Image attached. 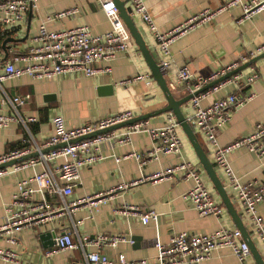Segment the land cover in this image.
Instances as JSON below:
<instances>
[{"label": "crops", "instance_id": "1", "mask_svg": "<svg viewBox=\"0 0 264 264\" xmlns=\"http://www.w3.org/2000/svg\"><path fill=\"white\" fill-rule=\"evenodd\" d=\"M123 1H129L128 5L131 6L130 0ZM232 1L234 0H145L148 12L162 32L174 29L205 10L216 12L210 21L182 36L172 45V68L166 75L168 83L174 82L175 71L186 65L195 74L194 84H196L229 66L239 63L241 67L264 54L262 50L264 49V10L249 20L241 21L244 15L243 4L251 0H240V4L228 6ZM75 8L78 10L77 14L66 18H54L47 23L48 28L51 31H63L87 26L94 35H102L112 29L97 0H37L24 22L11 35L13 36L11 38L21 41L18 44L8 45L6 49L8 59L15 54L25 52L32 45V38L36 36L39 26L47 17H54L60 12ZM134 19L158 61L159 55L154 36L139 16L135 15ZM260 49L262 51H259ZM6 51L4 48L0 50V74L3 69L1 60L5 58ZM17 64L21 65V63ZM105 65L112 68V73L98 74L91 78L81 73H69L53 79H32L25 76L4 83L1 99L6 96L5 94L9 97L20 95L29 99L18 109V114L12 109L9 101L0 100V114L16 118L9 126L0 128V155L15 151V146L27 142L33 150L32 154L37 153V146L45 144L52 136V120L57 115L65 119L68 127H78L126 111L132 112L134 119H137L166 106V100L154 82L136 44L129 53L121 52L116 59ZM102 66L103 64H99L98 67ZM252 70L257 72L260 78L253 85L246 87L243 93L253 94V97L236 109L229 124L221 129L218 136L221 146H227L237 139L250 136L258 123H264V58L240 73L249 75ZM139 74L150 75L152 86L149 87L141 81L129 84L127 87L121 85V82ZM110 86H112L111 90ZM235 91L234 85H227L210 94L203 100L202 105L206 107ZM174 93L177 98L188 95L184 89ZM182 109L187 118L193 114L190 102ZM31 119L33 121H30ZM166 119L167 114H163L147 121L149 127L154 128L164 125ZM128 127L113 132H120ZM180 135L183 142L180 154H158L154 158L147 157L154 147V140L147 132L134 133L127 143H103L101 153L104 158L81 170L80 181L69 201L90 198L120 186L129 187L111 193L108 200L95 210L82 205L56 222L24 229L18 234L16 245H11L5 238L1 239L0 249L10 252L13 257L0 259V264H83L85 260L81 250H67L53 256L47 255L52 249L46 245L51 242V238L43 240L42 237L50 233L59 234L67 228L73 231L76 242H92L99 235H120L128 240L115 248L102 246L99 249L90 244L87 248L88 252L100 250L110 258L124 255L130 261L150 262L157 260L158 251L155 246L157 240L169 244L171 238L180 232L197 235L214 233L220 227L237 229L225 207L220 217H201L194 206L183 199L193 186L192 180H185L178 175L155 181L146 180L153 174L165 172L168 168L187 161L201 168L205 183L222 204L182 130ZM197 136L207 151L204 139ZM133 153L143 154L144 162L129 157ZM118 158L120 161H117ZM229 159L242 182H264V159L245 148L234 151ZM12 167L5 168L9 173L0 176V225L6 208L12 203L17 182L43 170V166L37 165L12 173ZM218 174L224 182L223 175L219 171ZM133 182L137 184L131 185ZM229 193L233 197V192ZM49 200L52 203L59 202L58 198H49ZM233 202L241 215L239 205ZM129 207L137 208L138 213L154 211L158 219L143 224L139 214L129 211ZM258 212L264 216V204L258 206ZM241 217L264 259L263 243L250 231L247 220L242 215ZM133 238L140 240L134 242ZM201 264H240V262L231 248H219L214 250L210 259ZM248 264H256L252 255Z\"/></svg>", "mask_w": 264, "mask_h": 264}, {"label": "built area", "instance_id": "2", "mask_svg": "<svg viewBox=\"0 0 264 264\" xmlns=\"http://www.w3.org/2000/svg\"><path fill=\"white\" fill-rule=\"evenodd\" d=\"M36 1L0 0V37L5 38V40L13 37L11 35L24 22ZM130 1L133 17L139 16L154 36L159 55L158 63L165 70L166 75L168 70L172 68V45L182 36L210 21L216 14V12L205 10L174 29L162 32L148 12L145 0ZM97 2L111 23L112 29L109 32L94 35L87 26L63 31H51L48 28L47 23L54 18H66L77 14L76 8L60 12L54 17H47L39 26L36 36L32 38V45L25 52L15 54L11 59H8L6 54L5 58H2L0 94L4 83L25 76L32 79H53L69 73H81L85 77L91 78L98 74L112 73V68L108 65L104 66V64L116 59L121 52L129 53L135 47V42L120 17L115 2L113 0H97ZM238 4H240V0H234L228 6ZM243 10L244 15L241 21L249 20L264 10V0H251L249 3L243 4ZM4 50L6 51L5 48ZM17 63H21V65ZM99 64H103V66L98 67ZM239 67L240 64L236 63L194 84L196 76L191 68L186 65L175 71V81L168 84L173 92L184 89L186 94H195L204 86L217 81ZM259 78V74L253 70L249 75L238 73L215 87L194 95L190 101L193 114L187 119L195 133L204 139L206 152L217 172L219 171L223 175V183L228 193L233 192L231 198L239 205L241 215L249 223L250 231L264 245V216L258 212V206L264 204V182H242L233 170L229 159L234 151L241 148H245L250 153L264 159V123H258L250 136L237 139L227 146H221L218 141L221 129L229 124L234 111L253 97V94L247 95L243 93V90L253 85ZM140 81L149 87L153 84L150 75L139 74L130 80L121 82V85L127 87L129 84ZM227 85H234L236 91L206 107L202 105L203 100L210 94ZM5 95L0 100L9 101L17 114L18 109L24 106L29 99L20 95L14 97ZM132 119H134V114L126 111L78 127H68L61 115L55 116L52 120V136L45 144L37 146V151L41 152L60 144H65V146L12 167V173L37 165L43 166V170L17 182L12 203L6 208L3 222L0 225V240L5 238L11 245H16L18 234L24 229L56 222L82 205L95 210L100 204L108 200L111 193L129 187L128 185L120 186L107 193L69 201L80 181L81 170L104 158L101 153V146L105 142L127 143L134 133L147 132L154 140V147L147 157L154 158L158 154L181 153L183 146L180 135L181 128L172 113L167 114L165 124L160 127H149L148 121H143L130 125L120 132H109L91 139L79 140L97 131L106 130ZM15 120L14 116L0 114V128L9 126ZM74 140L79 141L73 142ZM32 153L33 150L30 147L10 151L0 155V165ZM129 157L136 158L141 163L145 160L144 155L140 153H133ZM117 161L120 159L118 158ZM8 173L7 169L0 170V176ZM202 174L200 167L183 161L168 168L165 172L153 174L146 180L155 181L176 175L185 180H192L193 186L183 196V199L190 202L201 217H220L224 213V206L218 202L215 193L207 187ZM136 184L137 182L131 183V185ZM49 198H58L59 202L52 203ZM136 209L129 207V211L134 212V214L138 213V209ZM124 213L127 212L124 211ZM138 214L143 224H149L158 219L154 211ZM127 241L126 237L120 235H99L92 242H76L73 231L67 228L61 233L55 234L54 247L47 252V255L53 256L67 250H81L85 260L83 264H201L211 258L214 250L231 248L240 264H248L251 257V251L243 240L241 232L238 229L228 227H220L211 234L195 235L180 232L171 238L169 244H163L157 240L155 245L158 251L156 262L148 260L130 261L124 255L110 258L100 250L87 251L90 244L99 249L102 246L115 248L118 244ZM10 257H13L10 252L0 249V259H9Z\"/></svg>", "mask_w": 264, "mask_h": 264}, {"label": "water", "instance_id": "3", "mask_svg": "<svg viewBox=\"0 0 264 264\" xmlns=\"http://www.w3.org/2000/svg\"><path fill=\"white\" fill-rule=\"evenodd\" d=\"M113 1L115 2L116 7L119 11L120 17L122 18L125 25L129 29L136 46L139 48L147 66L151 72V75L153 77L154 82L160 88L167 104L164 108L156 110L155 112L143 115L137 119H132L128 122H125L123 124L108 128L106 130L97 131V132L92 133L86 137L79 139V140L91 139V138L96 137L98 135L113 132L114 130H117V129H120L123 127H127L130 125L139 123V122L147 121L151 118H154V117H157V116H160L163 114H168V113L174 114L183 134L185 135L188 142L192 146V148H193V150H194V152L198 158L200 165L202 166L205 174L207 175L211 184L213 185V187H214L216 193L218 194L223 206L226 208L228 214L232 218V221H233L235 227L241 232L245 243L248 245V247L251 251V255L254 258L255 263L256 264H264V259L261 256L256 244L252 240V238H251V236H250V234H249V232H248V230L244 224V221H243L241 215L239 214L236 206L234 205V202H233L230 194L228 193L227 189L225 188L224 183H223L222 179L220 178L214 164L212 163L211 159L209 158L208 154L206 153V151H205L204 147L202 146V144H201L197 134L195 133L194 129L189 124L188 119H187V117L184 114L183 109H182L186 104H188L191 101V99L194 97V95L201 94V93L215 87L216 85L224 82L226 79L232 77L233 75L242 72L243 70L250 67L252 64L256 63L258 60L264 58V54L252 59L247 64H244L243 66L239 67L238 69L234 70L233 72H230L229 74L221 77L217 81L208 84L207 86H205L204 88H202L201 90L196 92L195 94H188V95L184 96L183 98H177L175 93L169 87L168 81L166 79L165 70L159 65L157 59L154 57V54L152 53V51L148 47L147 42H146L142 32L139 30V28L136 24V21L133 17V9L130 5H128L129 1H123V0H113ZM20 41L21 40L15 39V38H8L4 41L3 47L5 49H7L8 45L18 44V43H20ZM6 56H8V50L6 51ZM111 89H112V86H110V90ZM0 108H1V104H0ZM79 140H74L73 142H76ZM63 146H65V144H60L58 146H55V147H52L49 149H45L41 152H37V153L31 154V155L23 156L21 158L10 161L6 164H1L0 170L18 165V164L25 162L27 160L39 157L40 155L47 154L50 151L62 148ZM45 238H47V239L51 238V242L49 241L48 244H46V245H49L50 248H53L54 247L55 233L46 234L42 237L43 240H45ZM139 240H140V238H133L134 242H138Z\"/></svg>", "mask_w": 264, "mask_h": 264}, {"label": "trees", "instance_id": "4", "mask_svg": "<svg viewBox=\"0 0 264 264\" xmlns=\"http://www.w3.org/2000/svg\"><path fill=\"white\" fill-rule=\"evenodd\" d=\"M4 40H5V38L0 37V50L3 49ZM15 147H16V148H15ZM15 147H14L15 150H16V149L21 150V149H25V148L29 147V144H28V143H25L24 145H19V144H18V145L15 146Z\"/></svg>", "mask_w": 264, "mask_h": 264}, {"label": "rangeland", "instance_id": "5", "mask_svg": "<svg viewBox=\"0 0 264 264\" xmlns=\"http://www.w3.org/2000/svg\"><path fill=\"white\" fill-rule=\"evenodd\" d=\"M207 185V184H206ZM207 187H208V185H207ZM209 188V187H208ZM210 189V188H209ZM211 190V189H210ZM212 191V190H211Z\"/></svg>", "mask_w": 264, "mask_h": 264}]
</instances>
